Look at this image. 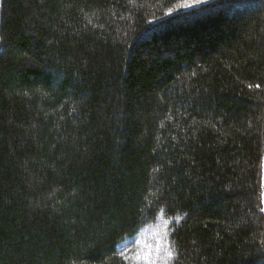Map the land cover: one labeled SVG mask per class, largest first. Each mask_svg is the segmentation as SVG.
Masks as SVG:
<instances>
[{
	"label": "trees",
	"instance_id": "1",
	"mask_svg": "<svg viewBox=\"0 0 264 264\" xmlns=\"http://www.w3.org/2000/svg\"><path fill=\"white\" fill-rule=\"evenodd\" d=\"M185 1L0 0V264H264V0Z\"/></svg>",
	"mask_w": 264,
	"mask_h": 264
},
{
	"label": "rangeland",
	"instance_id": "2",
	"mask_svg": "<svg viewBox=\"0 0 264 264\" xmlns=\"http://www.w3.org/2000/svg\"><path fill=\"white\" fill-rule=\"evenodd\" d=\"M184 4H191L192 6L187 8L182 7ZM203 4L205 3H194L193 0H186L175 11L185 12ZM262 181L264 182V169L262 172ZM166 228L167 226L164 223L158 222L152 228H148L136 236V243L130 245L128 250L124 252V255H127L131 264H164L168 260V257L170 258V251L164 243ZM163 244L165 247H163ZM117 250L120 252L119 246ZM162 251L164 253H161Z\"/></svg>",
	"mask_w": 264,
	"mask_h": 264
},
{
	"label": "snow or ice",
	"instance_id": "3",
	"mask_svg": "<svg viewBox=\"0 0 264 264\" xmlns=\"http://www.w3.org/2000/svg\"><path fill=\"white\" fill-rule=\"evenodd\" d=\"M194 3H206L207 0H193ZM191 4H184L182 7H191ZM256 87L258 88L259 85H256ZM136 243V237L135 236H130L129 238H127L126 240L122 241L119 244V248H120V254L123 256L124 252L126 250H128L130 245H134ZM171 255V253H170Z\"/></svg>",
	"mask_w": 264,
	"mask_h": 264
}]
</instances>
